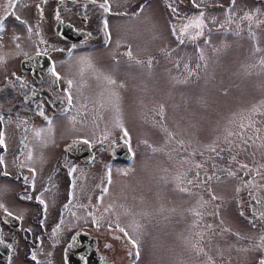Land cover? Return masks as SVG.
<instances>
[{"label":"rangeland","instance_id":"374dc122","mask_svg":"<svg viewBox=\"0 0 264 264\" xmlns=\"http://www.w3.org/2000/svg\"><path fill=\"white\" fill-rule=\"evenodd\" d=\"M153 1L128 0L131 57L101 64L111 42H82L70 87L83 95L64 128L128 133L130 162L115 166L131 163L133 175H112L103 194L125 226L157 225L162 264L264 259V1L195 0L205 6L202 17L179 2L178 40L167 35L168 20L142 14ZM214 1L224 6L205 5ZM24 38L12 42L21 47Z\"/></svg>","mask_w":264,"mask_h":264},{"label":"flooded vegetation","instance_id":"af4514ba","mask_svg":"<svg viewBox=\"0 0 264 264\" xmlns=\"http://www.w3.org/2000/svg\"><path fill=\"white\" fill-rule=\"evenodd\" d=\"M104 2L0 0V264H136L137 251L142 264H162L157 225L138 219L139 225L125 226L103 194L112 175H133L131 163L127 169L115 166L130 162L127 137L120 129L64 128L71 123L68 109L75 95H83V87L72 91L69 85L73 66L83 57L82 42H111L99 50L101 64L113 65L127 53L128 0H108V12L100 7ZM153 2L142 14L168 20L167 35L174 40L180 36L179 2L192 16L205 7L195 0ZM211 4L224 6L218 1L205 5ZM19 34L25 37L21 47L12 42ZM116 42L122 44L110 48ZM100 76L103 82L111 78L104 72ZM72 117L80 120L77 111ZM120 228L137 240V248Z\"/></svg>","mask_w":264,"mask_h":264},{"label":"snow or ice","instance_id":"6c2138e0","mask_svg":"<svg viewBox=\"0 0 264 264\" xmlns=\"http://www.w3.org/2000/svg\"><path fill=\"white\" fill-rule=\"evenodd\" d=\"M107 2H108V0H105V2H104L103 4L100 5V7H101L105 12H108V11L110 10L108 7H106ZM202 16H203V13H201V17H202ZM17 19L19 20L20 18L17 17ZM195 23H196V27H201V25L203 24V21H202V19L197 18V20H196ZM106 29H107V24L105 23V30H106ZM198 35H199V33H198ZM127 55H128L129 57H131V52L129 51V52L127 53ZM2 61H3V57H0V62H2ZM50 71L52 72V74H53L54 76H57V78H59V77H58V74L55 72L54 68H53V69H50ZM107 79H108V82H109L110 84H114V83H115L114 80H111L110 78H107ZM71 83H72V82L69 81V85H71ZM124 135L127 136L128 133L125 131V132H124ZM169 135H171V134H169ZM37 136H39V132H37ZM3 144H4V133H3L2 131H0V145H3ZM149 147H151V146L149 145ZM153 150L155 151V149H153ZM29 158H31V157L29 156ZM2 163H3V159L0 158V164H2ZM241 167H242V168H247V165H241ZM228 174H229V175H233L234 173L229 172ZM5 175H7V173H5ZM189 183H192V181H189ZM105 191H107V189H105ZM181 191H186V189H181ZM37 199L39 200V202H40L41 204L44 203V201H43L42 199H40V197H37ZM213 199H215V197H213ZM0 208H4V205H3V204H0ZM4 210H5V213H6L7 215H9V216L12 215V213L9 212L6 208H5ZM120 231H121V232H124L125 236L128 237V241H129V243L132 244L133 248H137V240L131 238V237L129 236V233H128L127 231H125V229L120 228ZM261 240L264 241V237H261ZM0 243H3V241L0 240ZM9 247H11V245H9ZM257 247H259V245H257ZM136 255L139 256V252H138V251L136 252ZM33 259H35V256H33ZM259 264H264V259H261L260 262H259Z\"/></svg>","mask_w":264,"mask_h":264},{"label":"trees","instance_id":"16d2710c","mask_svg":"<svg viewBox=\"0 0 264 264\" xmlns=\"http://www.w3.org/2000/svg\"><path fill=\"white\" fill-rule=\"evenodd\" d=\"M253 172L254 173H259L260 172V169L258 168V167H253ZM246 197H249L248 195H245ZM249 199H252V198H249ZM251 202V204L253 203V202H255V201H250Z\"/></svg>","mask_w":264,"mask_h":264}]
</instances>
